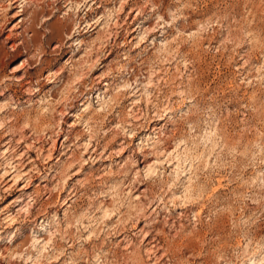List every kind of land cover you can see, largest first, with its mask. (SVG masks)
<instances>
[{"label":"rangeland","instance_id":"374dc122","mask_svg":"<svg viewBox=\"0 0 264 264\" xmlns=\"http://www.w3.org/2000/svg\"><path fill=\"white\" fill-rule=\"evenodd\" d=\"M138 263L264 264V0H0V264Z\"/></svg>","mask_w":264,"mask_h":264},{"label":"bare ground","instance_id":"6f19581e","mask_svg":"<svg viewBox=\"0 0 264 264\" xmlns=\"http://www.w3.org/2000/svg\"><path fill=\"white\" fill-rule=\"evenodd\" d=\"M76 3H77V2H76ZM85 82H86V81H85ZM85 82H84V83H85ZM105 85H107V84H105ZM151 169H153V168H151ZM19 177H20V176H18L17 178H19ZM109 211H110V210H109ZM109 211H108V210H105V211H104V216H106V217H107V216H108V217L110 216V217H111V215H112L113 212H109ZM108 225H109V224H108ZM122 227H123V226H122ZM124 228H125V227H124ZM124 228H122V229H124ZM120 229H121V228H120ZM114 230H115V229H114ZM118 230H119V229H118ZM115 231H116V230H115ZM153 234H154V233H153ZM45 240H46V239H45ZM45 240H43L42 242H44ZM155 241H156V240H155ZM54 242H55V241H54ZM157 242H158V241H157ZM49 243H50V241H47L46 244H45V246H43L42 248H43V249H46V245L49 244ZM52 245H53V244H52ZM50 247H51V246H50ZM52 247H53V246H52ZM53 249H54V250H57V251L60 250L59 247H58V249H57V247H56V248L53 247ZM52 251H53V250H52ZM18 254H19V253H18ZM48 254H49V253H48ZM48 254H47V255H48ZM51 254H52V253H51ZM47 255H46V256H47ZM54 255H55V254L53 253L52 256H54ZM55 257H56V256H55ZM135 262H136V261H135ZM138 264H139V263H138Z\"/></svg>","mask_w":264,"mask_h":264}]
</instances>
